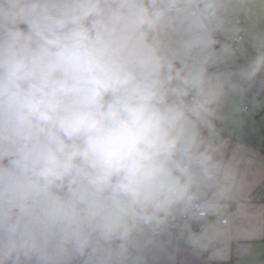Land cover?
<instances>
[{
    "label": "clouds",
    "instance_id": "1",
    "mask_svg": "<svg viewBox=\"0 0 264 264\" xmlns=\"http://www.w3.org/2000/svg\"><path fill=\"white\" fill-rule=\"evenodd\" d=\"M237 3L0 0V264H125L216 179L203 132L242 85L210 69Z\"/></svg>",
    "mask_w": 264,
    "mask_h": 264
},
{
    "label": "crops",
    "instance_id": "2",
    "mask_svg": "<svg viewBox=\"0 0 264 264\" xmlns=\"http://www.w3.org/2000/svg\"><path fill=\"white\" fill-rule=\"evenodd\" d=\"M241 18L254 17L259 23L255 34L264 33V0H243L234 7ZM257 49L253 40H247L240 48L242 60L235 61L233 67L240 81L249 86L255 83L264 89V71L251 82L241 80V73L256 56ZM236 75V77H237ZM241 103L228 90L215 106L211 117L229 130V135L218 138L211 129L203 135L213 151L218 164L220 178L215 182V191L203 198L207 199L208 218L199 230H194L192 220L183 235H179L178 217L175 212L161 226L160 235L143 238L141 233L129 251V258L138 263H145L147 255L144 247L161 241L176 243L180 240L192 245L200 253H205L212 260H230L232 264H264V197L250 201L249 195L264 179V151L235 140L241 126L239 113ZM219 198V199H217ZM227 218L226 223L221 219ZM136 261V262H137Z\"/></svg>",
    "mask_w": 264,
    "mask_h": 264
},
{
    "label": "built area",
    "instance_id": "3",
    "mask_svg": "<svg viewBox=\"0 0 264 264\" xmlns=\"http://www.w3.org/2000/svg\"><path fill=\"white\" fill-rule=\"evenodd\" d=\"M226 28L239 29V31H222L216 34L218 43L216 49L219 50L224 45H231L232 55L226 57L222 63L217 64L210 71H218L228 74L236 82V70L233 68L235 61L242 60L240 48L247 40H253L254 32L259 29V23L256 18H241L237 16L236 9L230 10L226 15ZM242 85L235 91H232L234 97L241 103L242 111L251 120L241 126L236 141L250 145L258 150L264 151V89L256 90L255 86L246 87L242 82H236ZM212 132L218 138L229 135V130L221 123L212 120ZM220 178V172L217 171L216 180ZM213 181V182H214ZM264 197V179L254 188L249 195L250 201H258ZM219 199V198H217ZM208 200L200 195L187 204L182 206L180 213L177 215L180 222L194 219H206L209 216L207 210ZM222 223L227 222V218L221 219ZM164 229L160 227L155 231H147L142 234L143 238L149 235H160ZM125 264H140L127 257Z\"/></svg>",
    "mask_w": 264,
    "mask_h": 264
},
{
    "label": "trees",
    "instance_id": "4",
    "mask_svg": "<svg viewBox=\"0 0 264 264\" xmlns=\"http://www.w3.org/2000/svg\"><path fill=\"white\" fill-rule=\"evenodd\" d=\"M256 90H261L259 84L253 81ZM215 182L204 188L198 195L204 197L215 191ZM147 255V261L142 264H232L230 260H212L205 253H200L192 245L180 240L176 243H166L164 241L158 244H150L144 247ZM72 264H84V261H73ZM141 264V263H140Z\"/></svg>",
    "mask_w": 264,
    "mask_h": 264
},
{
    "label": "rangeland",
    "instance_id": "5",
    "mask_svg": "<svg viewBox=\"0 0 264 264\" xmlns=\"http://www.w3.org/2000/svg\"><path fill=\"white\" fill-rule=\"evenodd\" d=\"M238 66V64H234L233 67ZM236 82H241L239 76L236 77ZM246 87H250L249 83H246ZM240 122L241 124H245L246 122H249L251 120L250 117H247L243 112L239 113ZM263 152V151H262ZM190 221H186L185 223H179L178 222V228H179V235H183L187 229V226L190 224ZM137 261V260H135ZM138 262V261H137Z\"/></svg>",
    "mask_w": 264,
    "mask_h": 264
},
{
    "label": "water",
    "instance_id": "6",
    "mask_svg": "<svg viewBox=\"0 0 264 264\" xmlns=\"http://www.w3.org/2000/svg\"><path fill=\"white\" fill-rule=\"evenodd\" d=\"M182 207L176 209L174 212L176 214H179L181 211ZM204 221L202 219H194L192 220V226L194 230H199V228L203 225Z\"/></svg>",
    "mask_w": 264,
    "mask_h": 264
}]
</instances>
